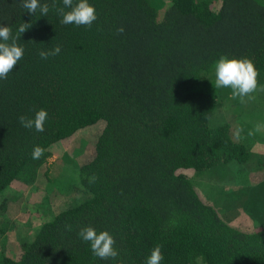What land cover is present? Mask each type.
I'll list each match as a JSON object with an SVG mask.
<instances>
[{"label":"trees","instance_id":"16d2710c","mask_svg":"<svg viewBox=\"0 0 264 264\" xmlns=\"http://www.w3.org/2000/svg\"><path fill=\"white\" fill-rule=\"evenodd\" d=\"M165 1L161 16L149 0H88L97 19L87 27L62 24L53 0H39L49 4L47 16L29 14L22 0H0V24L13 37L30 26L17 41L23 59L0 79V207L10 184L28 185L73 134L102 125L85 159L55 182L52 195L68 200L45 208L33 238L0 252V264H145L157 244L161 264H264V225H231L191 179L250 157L228 122L212 117L217 94L199 81L213 77L225 55L252 60L260 83L264 0ZM57 45L59 55L39 58ZM41 108L44 132L20 125V115ZM37 145L45 151L33 160ZM86 226L113 235L119 257H95L78 236Z\"/></svg>","mask_w":264,"mask_h":264},{"label":"rangeland","instance_id":"374dc122","mask_svg":"<svg viewBox=\"0 0 264 264\" xmlns=\"http://www.w3.org/2000/svg\"><path fill=\"white\" fill-rule=\"evenodd\" d=\"M149 1L162 16L165 0ZM205 80L208 82L200 80V85L204 82L208 90L217 94L212 117L228 122L231 131L234 128L239 132L238 138L245 142L251 154L244 161L231 160L195 175L191 178L194 187L199 196L214 205L220 216L231 225L241 229L264 225V92L253 93L254 99L245 98L247 102L241 103L239 98L231 97L230 88L215 89V73ZM259 84L264 87V72ZM101 126L94 124L78 130L58 152L41 164L34 181L23 187L10 184L5 190L3 196L8 202L5 208L0 207V227H4L0 231V252L15 253L25 241L33 238L45 215L49 216L46 209L60 207L68 200L54 195L59 201L51 202L55 182H65L69 167L72 169L74 164L85 159ZM47 170L53 174L48 179L45 176ZM69 181L72 187L74 177ZM198 264L202 263L199 261Z\"/></svg>","mask_w":264,"mask_h":264},{"label":"clouds","instance_id":"9594fccd","mask_svg":"<svg viewBox=\"0 0 264 264\" xmlns=\"http://www.w3.org/2000/svg\"><path fill=\"white\" fill-rule=\"evenodd\" d=\"M64 7H57L55 0L51 5L58 15L62 17L61 23L64 25L74 24L76 26L91 27L97 19L96 9L88 3V0H78L74 4V0H62ZM29 14L34 15L39 11L41 16H47L50 6L47 3L41 4L39 0H22V5ZM65 8L70 10L65 11ZM30 26L27 23L21 24L17 28V35L13 37L12 28L0 24V79H7L8 74L14 70L18 62L23 59L24 48L17 44L22 33ZM117 34H122L124 28L118 27ZM9 41H11L9 43ZM61 52V46L40 50L38 56L42 60L55 57ZM215 89L230 88L231 97L239 98L241 103L254 99L253 93L258 91L264 92V87L259 84V70L255 67L252 60L248 58H229L221 55L215 62ZM48 119L47 110L41 108L35 112L34 117L20 115L18 121L20 125L26 129H35L36 132H44L45 122ZM252 133H249L251 135ZM44 149L39 145L34 146L31 156L33 160L40 159L44 154ZM98 177L95 175L88 178L89 183H95ZM68 230L71 227L68 226ZM78 236L87 243H90L92 254L102 260L117 259L119 251L115 247L116 239L108 231H100L97 233L92 226H86L80 229ZM164 260L162 245H155L150 255L146 258L145 264H161Z\"/></svg>","mask_w":264,"mask_h":264},{"label":"crops","instance_id":"0c3cea01","mask_svg":"<svg viewBox=\"0 0 264 264\" xmlns=\"http://www.w3.org/2000/svg\"><path fill=\"white\" fill-rule=\"evenodd\" d=\"M230 129H229V132H230V135L232 136V138L235 140V138L237 139L239 137V132H237L234 128L233 130L231 131V126H229ZM233 135H235V138L233 137ZM258 150V149H257ZM256 150V151H257ZM264 150V149H263Z\"/></svg>","mask_w":264,"mask_h":264}]
</instances>
